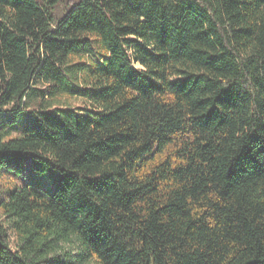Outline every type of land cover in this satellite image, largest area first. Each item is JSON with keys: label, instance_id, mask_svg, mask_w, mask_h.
<instances>
[{"label": "trees", "instance_id": "1", "mask_svg": "<svg viewBox=\"0 0 264 264\" xmlns=\"http://www.w3.org/2000/svg\"><path fill=\"white\" fill-rule=\"evenodd\" d=\"M14 170L0 264H264V0H0Z\"/></svg>", "mask_w": 264, "mask_h": 264}, {"label": "rangeland", "instance_id": "2", "mask_svg": "<svg viewBox=\"0 0 264 264\" xmlns=\"http://www.w3.org/2000/svg\"><path fill=\"white\" fill-rule=\"evenodd\" d=\"M69 106L73 109H84L88 107V104L80 99H73ZM9 120L13 121L10 117H8ZM6 119V120H8ZM27 121L25 118H23L20 123L17 125V130L14 131V136H17L21 133L23 127L26 125ZM28 167V163H26L21 168ZM12 174V175H11ZM7 172H1L0 176L2 178L0 182V200L4 199L7 196V193L10 191H14V189L18 186H23L26 183L29 182H35L34 185L42 192L47 193L50 190V187H52V183L48 181L47 179H43L40 181V178L36 175L32 178L30 174L27 171H24L23 175H20L19 173H16V171H12V173ZM57 184L54 185V187L51 189L50 192H54L56 190ZM0 222L6 225L9 229V235L11 237V240L13 242V247L16 248V239L15 235L11 228V222L9 219L3 214V212L0 209Z\"/></svg>", "mask_w": 264, "mask_h": 264}]
</instances>
